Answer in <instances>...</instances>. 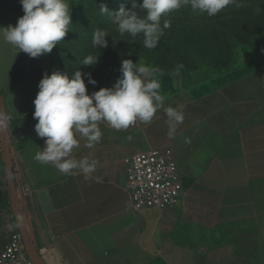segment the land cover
<instances>
[{
	"label": "crops",
	"instance_id": "obj_1",
	"mask_svg": "<svg viewBox=\"0 0 264 264\" xmlns=\"http://www.w3.org/2000/svg\"><path fill=\"white\" fill-rule=\"evenodd\" d=\"M24 14L20 0H0V97L8 116L9 103L20 109L11 166L40 264H264V66L204 92L162 84L149 123L116 130L101 121L100 142L88 148L81 138L72 152L99 161L86 180L34 159L46 140L35 131L34 100L51 74L43 54L32 58L2 36ZM169 107L185 117L173 138ZM167 148L182 175L180 204L135 211L124 159Z\"/></svg>",
	"mask_w": 264,
	"mask_h": 264
},
{
	"label": "clouds",
	"instance_id": "obj_2",
	"mask_svg": "<svg viewBox=\"0 0 264 264\" xmlns=\"http://www.w3.org/2000/svg\"><path fill=\"white\" fill-rule=\"evenodd\" d=\"M20 3L25 14L15 26L2 28L3 39L32 58L51 53L64 40L72 24L67 0H20ZM230 4L243 6L238 0H143L142 4L132 0L131 8L121 6L117 12H111L112 22L118 26L121 35L128 33L136 37L142 33L143 46L154 49L164 35V29L170 27L168 19L161 26L162 16L186 5H190L193 12L215 16ZM137 8L146 10V15L139 16ZM100 11L110 12L106 5H101ZM261 11L259 7L256 8L257 14ZM108 36L106 31L97 28L93 33L92 45L107 48ZM98 61L99 56L88 55L82 65L94 66ZM120 72L122 75L113 87L101 88L91 94L85 82L87 77L88 84H97L91 73L77 70L71 78L59 70L51 75L44 74L34 100V119L38 120L35 125L37 135L46 140L45 147L34 156L36 161L51 163L65 175L79 170L87 180L96 171L99 161L72 156L81 138L86 140L88 148H92L102 138L101 121H106L116 130L127 129L138 120L151 122L164 100L160 92L161 83L156 78L158 69L124 59ZM166 116L168 136L173 138L177 127L185 119L184 113L169 107ZM9 119L0 109V127H6Z\"/></svg>",
	"mask_w": 264,
	"mask_h": 264
},
{
	"label": "rangeland",
	"instance_id": "obj_3",
	"mask_svg": "<svg viewBox=\"0 0 264 264\" xmlns=\"http://www.w3.org/2000/svg\"><path fill=\"white\" fill-rule=\"evenodd\" d=\"M238 2L243 6L230 4L215 16L193 12L190 5L162 16L161 26L168 19L170 27L164 29L158 46L148 49L143 46L142 33L136 37L121 35L112 22V13L121 6L131 8L132 0H67L72 17L69 32L39 61L50 74L59 70L71 78L77 70L91 73L97 84H88L85 77L89 94L113 87L122 75L124 59L158 69L156 78L168 93L185 89L209 91L264 66V0ZM136 3L142 4L143 0ZM101 5L110 12L101 13ZM257 7L262 10L260 14L256 13ZM136 11L139 16L146 15V10ZM97 28L108 33L107 48L92 45ZM88 55L99 56L98 63L82 65ZM9 117L11 137L21 130L20 109L13 103H9ZM3 136L0 127V250L19 232L3 162Z\"/></svg>",
	"mask_w": 264,
	"mask_h": 264
},
{
	"label": "built area",
	"instance_id": "obj_4",
	"mask_svg": "<svg viewBox=\"0 0 264 264\" xmlns=\"http://www.w3.org/2000/svg\"><path fill=\"white\" fill-rule=\"evenodd\" d=\"M127 190L135 211L177 207L183 193L182 175L170 148L150 149L124 159ZM0 264H33L17 232L0 250Z\"/></svg>",
	"mask_w": 264,
	"mask_h": 264
},
{
	"label": "water",
	"instance_id": "obj_5",
	"mask_svg": "<svg viewBox=\"0 0 264 264\" xmlns=\"http://www.w3.org/2000/svg\"><path fill=\"white\" fill-rule=\"evenodd\" d=\"M0 109H3L4 112L7 114L5 103L1 97H0ZM3 134H4L3 143H2L3 144V162H4L5 172H6V176L8 180V186H9L10 193H11L12 208L14 211L16 223H17L19 232L21 233L23 237L25 251L27 253L28 258L31 260L33 264H40L33 241L31 240L25 226L23 225V222L19 214V210H18L20 199H19V194H18L15 178L12 172V166H11L12 149H11L10 131H9L8 121H7V126L3 127Z\"/></svg>",
	"mask_w": 264,
	"mask_h": 264
},
{
	"label": "trees",
	"instance_id": "obj_6",
	"mask_svg": "<svg viewBox=\"0 0 264 264\" xmlns=\"http://www.w3.org/2000/svg\"><path fill=\"white\" fill-rule=\"evenodd\" d=\"M10 142H11V139H10ZM13 172V171H12ZM13 176H14V174H13Z\"/></svg>",
	"mask_w": 264,
	"mask_h": 264
}]
</instances>
